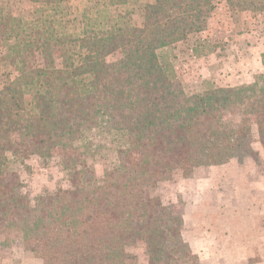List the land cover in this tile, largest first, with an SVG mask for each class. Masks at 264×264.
<instances>
[{
  "label": "trees",
  "instance_id": "trees-1",
  "mask_svg": "<svg viewBox=\"0 0 264 264\" xmlns=\"http://www.w3.org/2000/svg\"><path fill=\"white\" fill-rule=\"evenodd\" d=\"M29 1L26 16L0 4L8 48L0 63L16 70L0 88V235L16 232L39 264H137L129 248L138 244L147 264H200L182 235L183 212L146 188L177 170L191 177L199 167L256 158L264 70L243 84L189 92L160 58L205 29L212 0ZM223 1L233 12L264 13V0ZM228 108L240 109V124L227 123ZM102 127L117 164L97 177L94 132ZM45 150L58 151L67 186L29 202L10 165Z\"/></svg>",
  "mask_w": 264,
  "mask_h": 264
},
{
  "label": "rangeland",
  "instance_id": "rangeland-1",
  "mask_svg": "<svg viewBox=\"0 0 264 264\" xmlns=\"http://www.w3.org/2000/svg\"><path fill=\"white\" fill-rule=\"evenodd\" d=\"M212 2L214 10L202 32L159 53L163 61L172 64L189 92L212 85L243 84L264 70L261 63L264 13L233 12L223 0ZM0 4L12 7L19 16H26L31 8L29 0H0ZM89 4L90 0L69 1L72 8ZM134 20L138 22L137 18ZM7 49L0 39V54ZM127 53V49L118 50L108 59L114 60ZM54 57L59 65L57 46ZM15 75L14 68L0 63V88L9 76ZM223 114L231 125L243 120L238 108L225 109ZM94 134L101 146L94 169L97 177H101L105 169L117 164V145L111 142L106 127ZM252 147L258 153L256 158H233L222 165L199 167L191 177H184L177 170L169 180L146 188L148 195L158 196L183 212L186 238L201 239L202 264H264V149L257 140ZM59 162L57 150H45L42 155L12 162L10 168L19 173L29 202L39 193L67 186ZM129 250L137 256V264H147L141 244ZM0 264L39 262L23 251L16 232H6L0 235Z\"/></svg>",
  "mask_w": 264,
  "mask_h": 264
},
{
  "label": "crops",
  "instance_id": "crops-1",
  "mask_svg": "<svg viewBox=\"0 0 264 264\" xmlns=\"http://www.w3.org/2000/svg\"><path fill=\"white\" fill-rule=\"evenodd\" d=\"M241 83V82H240ZM184 219V218H183ZM184 225H185V220H184ZM183 238H184V240L186 241V243L188 244V246H189V248L191 249V250H194V251H196V253H198L197 255H198V258H199V262L201 263L202 262V259H203V254L201 253V251H200V247L201 246H199V245H201V239L199 238V237H196V238H194V240H188L187 238H186V230L183 228ZM199 246V247H198ZM193 251V252H194ZM195 253V252H194ZM145 256V255H144ZM145 258V257H144ZM202 264V263H201Z\"/></svg>",
  "mask_w": 264,
  "mask_h": 264
}]
</instances>
